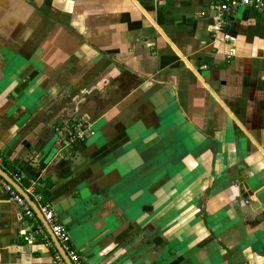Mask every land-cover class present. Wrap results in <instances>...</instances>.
Returning <instances> with one entry per match:
<instances>
[{
  "label": "crops",
  "instance_id": "crops-1",
  "mask_svg": "<svg viewBox=\"0 0 264 264\" xmlns=\"http://www.w3.org/2000/svg\"><path fill=\"white\" fill-rule=\"evenodd\" d=\"M214 3L0 0V168L86 264H264V14ZM32 207L0 186V264H53Z\"/></svg>",
  "mask_w": 264,
  "mask_h": 264
},
{
  "label": "built area",
  "instance_id": "built-area-1",
  "mask_svg": "<svg viewBox=\"0 0 264 264\" xmlns=\"http://www.w3.org/2000/svg\"><path fill=\"white\" fill-rule=\"evenodd\" d=\"M238 7H245L256 13L264 14V0H215V3L213 4L215 22L210 28L213 36H216L221 32L228 18L234 14ZM232 55L233 53L230 52L228 54V58ZM59 129H64L63 131H65L64 138L66 144L71 148H77L85 142L86 136L89 132V125L81 117L70 116L67 118L63 127L55 128V131L58 132L60 131ZM0 163H2L1 157ZM22 178L23 176L21 174H15L14 182L19 184ZM0 186L8 192L13 203L23 210L26 217H31L33 215L30 206L21 197V195L1 177ZM37 186H39L37 182H31L24 191L33 196V202L36 204L37 209L42 215L45 223L49 226L54 238L59 243L62 249L61 252H63L64 256H66L69 264H86V259L72 249L67 230L55 222L54 212L51 206L48 203L43 202L41 193L35 191V187ZM53 264L66 263L61 254L56 253Z\"/></svg>",
  "mask_w": 264,
  "mask_h": 264
},
{
  "label": "water",
  "instance_id": "water-1",
  "mask_svg": "<svg viewBox=\"0 0 264 264\" xmlns=\"http://www.w3.org/2000/svg\"><path fill=\"white\" fill-rule=\"evenodd\" d=\"M0 176L6 181V182H8L23 198H24V200L26 201V202H28L29 203V206H34L35 208H36V211L39 213V211H38V209H37V206H36V204L28 197V195L27 194H25L24 192H23V190H22V188L18 185V184H16L13 180H11V178L7 175V174H5V172L0 168ZM33 208V207H32ZM45 225V227L47 226L46 224H44ZM51 232V231H50ZM53 241H54V244H56L55 246H56V249L59 251V253L61 254V256L63 257V259H64V261L66 262V264H69V262H68V260H67V258H66V256H64V254H63V252H61V247H60V245H59V243L57 242V240L54 238V236H53Z\"/></svg>",
  "mask_w": 264,
  "mask_h": 264
},
{
  "label": "trees",
  "instance_id": "trees-1",
  "mask_svg": "<svg viewBox=\"0 0 264 264\" xmlns=\"http://www.w3.org/2000/svg\"><path fill=\"white\" fill-rule=\"evenodd\" d=\"M16 174H18V172H16ZM42 196H43V198L45 199L46 196H47V193L43 192V193H42Z\"/></svg>",
  "mask_w": 264,
  "mask_h": 264
}]
</instances>
